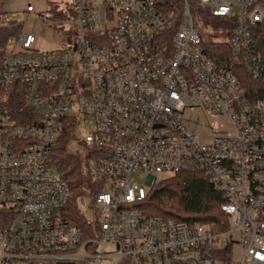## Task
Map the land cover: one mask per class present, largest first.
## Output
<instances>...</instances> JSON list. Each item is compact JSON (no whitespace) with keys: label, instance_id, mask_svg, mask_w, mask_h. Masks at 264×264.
I'll use <instances>...</instances> for the list:
<instances>
[{"label":"built area","instance_id":"2783aa9c","mask_svg":"<svg viewBox=\"0 0 264 264\" xmlns=\"http://www.w3.org/2000/svg\"><path fill=\"white\" fill-rule=\"evenodd\" d=\"M58 7L27 5L1 60L0 264H264V96L207 55L195 20L219 18L225 38L210 41L264 84V0ZM28 20L64 27V48H35ZM10 96L22 98L23 123L7 112ZM79 126L85 175L100 189L89 229L71 224V191L50 156L62 130L72 139ZM192 170L222 193L226 227L140 211L153 185Z\"/></svg>","mask_w":264,"mask_h":264},{"label":"trees","instance_id":"16d2710c","mask_svg":"<svg viewBox=\"0 0 264 264\" xmlns=\"http://www.w3.org/2000/svg\"><path fill=\"white\" fill-rule=\"evenodd\" d=\"M180 4L181 0H155L157 9L162 11L175 10L180 7ZM219 21L221 20L218 18ZM4 24L5 21L0 14V71L3 69L1 60L6 50L5 43L10 36H16L21 31V24L17 22H7V26ZM259 40L264 43V26L259 31ZM205 51L217 64L234 70L235 74L244 77L246 84L251 85L254 89L258 88V93L264 96V84L245 77L244 69L235 63L227 44L208 40L205 44ZM8 102L7 112L17 119V122L23 123L18 121L20 119L18 116L24 110L22 98L10 96ZM70 132V128L63 129L55 141L51 148V163L66 180L71 191L66 210L71 224L81 229H87L85 217L78 207V199L84 194L86 188L91 189V194L100 189H95L91 185L90 178L85 175L81 153L72 154L68 151ZM211 184L202 172L178 171L149 189L139 205L140 211L146 216L171 219L189 225L200 222L219 226L220 221L227 219L220 209V204L224 200L222 193ZM224 227L226 226L220 225L219 229Z\"/></svg>","mask_w":264,"mask_h":264},{"label":"rangeland","instance_id":"374dc122","mask_svg":"<svg viewBox=\"0 0 264 264\" xmlns=\"http://www.w3.org/2000/svg\"><path fill=\"white\" fill-rule=\"evenodd\" d=\"M28 1H30L37 11L48 9L49 7L56 5H60L58 9H61V4L67 2L68 0H0V12L2 13L3 20L5 22H17L24 24V19L27 17V13L23 12V8L27 5ZM67 14V11H66ZM61 18V17H60ZM64 20H67L64 18ZM195 20L199 25L203 36L210 40L214 37L221 41L224 40L225 35L221 32V24L218 22V18H214L211 21H207L205 18L200 16V14H195ZM26 28L33 29L35 34V45L34 47L39 50H55V49H62L65 45V40L67 36L64 33V27L61 29H55L51 26H44L41 22L34 23L32 20H28L26 23ZM14 36H10L5 43L6 49H12L14 47ZM217 42V41H216ZM86 128L83 126H79L78 134L76 138L70 139L69 143L67 144V149L72 154L81 153L83 147L81 146V139L86 133ZM83 171L86 172L85 166L83 165ZM132 177L136 179V181L144 185L145 179L144 177H140L138 174H133ZM159 177H162V174H159ZM147 189V186H145ZM90 190L85 189L84 194L82 197L78 199V207L83 213L85 217H92L93 209L90 206L91 201ZM101 264H108L106 262Z\"/></svg>","mask_w":264,"mask_h":264},{"label":"crops","instance_id":"0c3cea01","mask_svg":"<svg viewBox=\"0 0 264 264\" xmlns=\"http://www.w3.org/2000/svg\"><path fill=\"white\" fill-rule=\"evenodd\" d=\"M30 1H28V3H27V5H30ZM32 4V3H31ZM27 5H25V7L27 6ZM33 5V4H32ZM34 6V5H33ZM57 6H60V5H54V6H52V7H49L48 9H46V10H56V8H57ZM25 7L22 9L23 10V12H24V10H25ZM35 8V7H34ZM0 14L2 15V13L0 12ZM27 16H28V13H27ZM3 17V16H2ZM5 23H7V22H5Z\"/></svg>","mask_w":264,"mask_h":264}]
</instances>
